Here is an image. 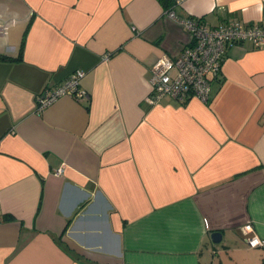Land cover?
<instances>
[{"label": "crops", "instance_id": "0c3cea01", "mask_svg": "<svg viewBox=\"0 0 264 264\" xmlns=\"http://www.w3.org/2000/svg\"><path fill=\"white\" fill-rule=\"evenodd\" d=\"M178 1L0 0V264H264V48L227 46L207 102L147 101L189 41L168 12L264 27V0ZM77 70L88 100L37 109Z\"/></svg>", "mask_w": 264, "mask_h": 264}, {"label": "built area", "instance_id": "2783aa9c", "mask_svg": "<svg viewBox=\"0 0 264 264\" xmlns=\"http://www.w3.org/2000/svg\"><path fill=\"white\" fill-rule=\"evenodd\" d=\"M167 15L186 29L189 41L177 57L163 56L151 67L150 94L147 97L150 104H155L164 97L180 103L191 98L207 102L211 81L220 74L227 46L249 42L255 48H264V27L232 22L211 28L198 19L182 20L174 12H168ZM7 30L8 23H0V34H6ZM107 59L106 55L104 60ZM84 75L83 71L77 70L54 89H45L36 99L37 109H42L61 97H69L79 102L88 100L87 92L80 88ZM62 172V169H58L55 175L60 176ZM248 226L252 231L251 225L247 224L243 227L245 234L251 232L248 231ZM254 239L257 237L247 238L249 248L264 246V240L258 238L260 243L253 247Z\"/></svg>", "mask_w": 264, "mask_h": 264}, {"label": "trees", "instance_id": "16d2710c", "mask_svg": "<svg viewBox=\"0 0 264 264\" xmlns=\"http://www.w3.org/2000/svg\"><path fill=\"white\" fill-rule=\"evenodd\" d=\"M157 1L162 5L165 11L170 10L171 0H157ZM20 52H21V49H19V57L17 59L20 58V54H21ZM3 59H9V58L0 55V60H3Z\"/></svg>", "mask_w": 264, "mask_h": 264}, {"label": "clouds", "instance_id": "9594fccd", "mask_svg": "<svg viewBox=\"0 0 264 264\" xmlns=\"http://www.w3.org/2000/svg\"><path fill=\"white\" fill-rule=\"evenodd\" d=\"M256 2L257 3H260V0H256ZM238 7H240L238 4H233L232 6H231V11H235V10H237V8ZM248 231H251V228H250V226H248ZM253 247H255L258 243H260V241L258 240V238L257 239H254L253 240Z\"/></svg>", "mask_w": 264, "mask_h": 264}, {"label": "water", "instance_id": "95a60500", "mask_svg": "<svg viewBox=\"0 0 264 264\" xmlns=\"http://www.w3.org/2000/svg\"><path fill=\"white\" fill-rule=\"evenodd\" d=\"M211 239L214 243H219L221 240V234L218 232H214L211 234Z\"/></svg>", "mask_w": 264, "mask_h": 264}]
</instances>
